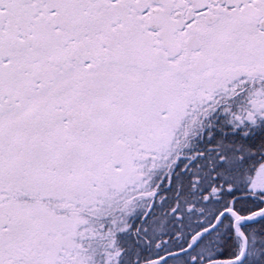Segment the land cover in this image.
<instances>
[{
    "label": "snow or ice",
    "instance_id": "6c2138e0",
    "mask_svg": "<svg viewBox=\"0 0 264 264\" xmlns=\"http://www.w3.org/2000/svg\"><path fill=\"white\" fill-rule=\"evenodd\" d=\"M0 264H264V0H0Z\"/></svg>",
    "mask_w": 264,
    "mask_h": 264
}]
</instances>
